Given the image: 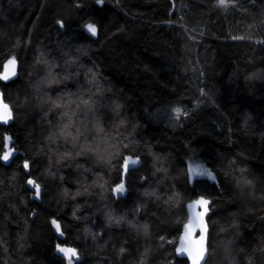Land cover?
Masks as SVG:
<instances>
[{
  "label": "trees",
  "instance_id": "16d2710c",
  "mask_svg": "<svg viewBox=\"0 0 264 264\" xmlns=\"http://www.w3.org/2000/svg\"><path fill=\"white\" fill-rule=\"evenodd\" d=\"M10 57L0 264H67L61 244L72 264H188L198 195L204 264H264V0H0V71ZM192 157L215 180L190 182Z\"/></svg>",
  "mask_w": 264,
  "mask_h": 264
},
{
  "label": "water",
  "instance_id": "95a60500",
  "mask_svg": "<svg viewBox=\"0 0 264 264\" xmlns=\"http://www.w3.org/2000/svg\"><path fill=\"white\" fill-rule=\"evenodd\" d=\"M18 67L19 64L16 58L10 57L6 59L0 71V81L9 82L14 79L18 74ZM5 108L9 109L6 103L0 100V112H3ZM0 122L3 121L0 120ZM36 189L39 192L37 187ZM185 210L187 218L182 225L181 233L177 239L175 254L177 257L185 258L188 264H192L190 253H195L199 246V242L203 238L206 245V252L203 259L199 261V264H204L208 255L209 225L207 222V215L210 211V200L202 195H199L185 204ZM51 222L53 227L58 225L55 219ZM58 252L64 259L77 256V249L68 245H62Z\"/></svg>",
  "mask_w": 264,
  "mask_h": 264
},
{
  "label": "rangeland",
  "instance_id": "374dc122",
  "mask_svg": "<svg viewBox=\"0 0 264 264\" xmlns=\"http://www.w3.org/2000/svg\"><path fill=\"white\" fill-rule=\"evenodd\" d=\"M0 97H1V93H0ZM149 151L152 152L151 150H149ZM128 158H131V159H128ZM127 160H128L127 165H126L127 168H129V167L135 168L136 166H138L140 164V157H139V155H136V154H134V155L131 154L130 157H127ZM125 161H126V158L123 161L124 167H125ZM131 161H135V163H131ZM209 170H210L209 167H207L205 165V163L201 159H199L197 157H192L189 160H187V172H188V179H189L190 182H192L196 177H206V178L210 179L208 177V171ZM212 174L215 177V174L213 172H212ZM190 177H191V179H190ZM210 180H212V179H210ZM118 186L116 187V189H115V187L111 189V194H113L114 192L116 193L115 195L113 194V197L114 198H117L119 195L122 194L121 192L116 191L117 188H118ZM168 202H170L172 205H177V202L178 201L175 202V201H169L168 200ZM113 223H116V224L122 223V224H126V225H129V226H132L133 228H139V225H138V222L137 221H132L127 216L125 217V219H123L120 216H118L117 214H114L113 215ZM57 227L58 226L53 227V228H57ZM80 259H81V257L79 256L78 249H77V256L72 257V258H68V259L65 258V260L67 261V264H72L74 262L79 261Z\"/></svg>",
  "mask_w": 264,
  "mask_h": 264
},
{
  "label": "clouds",
  "instance_id": "9594fccd",
  "mask_svg": "<svg viewBox=\"0 0 264 264\" xmlns=\"http://www.w3.org/2000/svg\"><path fill=\"white\" fill-rule=\"evenodd\" d=\"M96 2L98 4H102L103 0H96ZM216 2H217L218 6L227 7V4H228L229 0H216ZM62 26L63 25H62V22H61V27ZM86 28L91 31L92 35L96 34V29L92 25H86ZM10 118L11 117H10V110L9 109L5 108L3 110V112H0V120L4 121L6 123L7 120L10 119ZM128 159H131V158H128ZM127 162H128V160L126 159L125 166L127 165ZM208 177L210 179H212V180H215V177H214V175L212 174V172L210 170L208 171ZM190 179H191V177H190ZM116 191H119L121 193L126 191V189L124 188L123 183H121L118 186ZM115 194L116 193L114 192V195ZM37 198H39L38 194H37ZM205 252H206V245H205V242H204V240L202 238L201 241L199 242V246L196 249L195 253L194 254L190 253L192 264H199V261L203 259V256H204Z\"/></svg>",
  "mask_w": 264,
  "mask_h": 264
},
{
  "label": "bare ground",
  "instance_id": "6f19581e",
  "mask_svg": "<svg viewBox=\"0 0 264 264\" xmlns=\"http://www.w3.org/2000/svg\"><path fill=\"white\" fill-rule=\"evenodd\" d=\"M93 27H95L94 25H92ZM95 29H96V27H95ZM88 32H89V34H91L90 33V31L88 30V29H86ZM96 33H97V29H96ZM92 35V34H91ZM19 64V63H18ZM2 69V68H1ZM11 81V80H10ZM1 101H3L2 99H1ZM4 102V101H3ZM7 105V104H6ZM8 106V105H7ZM8 108H9V106H8ZM9 110H10V108H9ZM10 115H11V113H10ZM4 122V121H3ZM30 186H32L33 187V185L31 184ZM199 196V195H198ZM202 196H204V195H202ZM197 196H195L194 198H196ZM204 197H206V196H204ZM194 198H192V199H194ZM206 198H208V197H206ZM209 199V198H208ZM210 200V199H209ZM52 221V220H51ZM58 223V222H57ZM51 224H52V222H51ZM53 226V225H52ZM58 226V225H57ZM62 245H67V244H61L59 247H58V249H57V252H58V250H59V248L62 246ZM68 246H71V245H68ZM73 247V246H72ZM75 248V247H74ZM58 254H59V252H58ZM60 255V254H59ZM61 256V255H60Z\"/></svg>",
  "mask_w": 264,
  "mask_h": 264
},
{
  "label": "snow or ice",
  "instance_id": "6c2138e0",
  "mask_svg": "<svg viewBox=\"0 0 264 264\" xmlns=\"http://www.w3.org/2000/svg\"><path fill=\"white\" fill-rule=\"evenodd\" d=\"M0 99H2V97H0ZM131 163H135V161H131Z\"/></svg>",
  "mask_w": 264,
  "mask_h": 264
}]
</instances>
